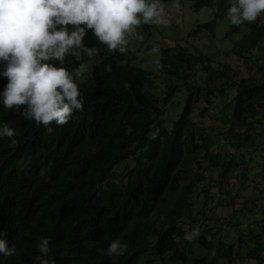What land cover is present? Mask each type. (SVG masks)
Here are the masks:
<instances>
[{
	"label": "trees",
	"instance_id": "trees-1",
	"mask_svg": "<svg viewBox=\"0 0 264 264\" xmlns=\"http://www.w3.org/2000/svg\"><path fill=\"white\" fill-rule=\"evenodd\" d=\"M213 4L215 16L228 20L226 0H195L194 7ZM263 17L264 13L239 26L229 23V33L244 27L232 46L237 57L264 47ZM83 43L95 45L98 52L92 57L82 54L80 61L66 56L63 67L70 73L79 63L97 62L86 81L74 80L84 104L67 123L37 126L21 115V108L0 105V122L15 130L16 141L0 138V230L6 231L16 248L14 255L0 257V264H37L35 245L41 237L49 239L55 264H138L140 259L141 264H187L194 242L184 239L180 219L193 187L181 183L177 166H188L184 152H192L198 147L196 138L205 136L190 116L200 102L204 108L198 113L206 110L212 93L208 82L204 86L189 82V75L198 64L208 70L209 58L180 44L160 49L156 70L187 90L182 110L168 126L164 102L173 94L164 98L152 94L155 80L150 71L125 60L120 52H109L90 30ZM5 83L6 78L0 77V87ZM233 85L232 125L250 126L248 117L257 116V106L264 100V81L242 79ZM155 128L157 138L149 139L147 133ZM235 165L228 161L229 167ZM258 235L255 245L261 250L259 239L264 240V232ZM113 239L127 243L123 255H105ZM198 241L212 248L203 237ZM247 255L257 258L258 254L249 250ZM207 259L196 257L192 264L217 263L216 258Z\"/></svg>",
	"mask_w": 264,
	"mask_h": 264
},
{
	"label": "rangeland",
	"instance_id": "rangeland-1",
	"mask_svg": "<svg viewBox=\"0 0 264 264\" xmlns=\"http://www.w3.org/2000/svg\"><path fill=\"white\" fill-rule=\"evenodd\" d=\"M169 3L165 4L169 23L165 26L145 24L146 29L141 24L136 32L143 39L129 37L122 54L125 60L153 74L152 94L160 98L173 94L164 102L168 126L173 125L182 110L187 90L175 78L156 70L160 49L180 44L189 52L203 53L209 58L208 70L205 64H198L189 75V82L195 80L201 86L208 82L212 93V102L206 110L198 113L204 108V102H200L193 107L190 116L205 136L196 138L198 147L192 152H184L188 166H177L181 183H192L193 187L180 223L185 231L197 227L200 233L193 240L194 254L187 264H192L193 258L204 256L208 261L216 258V264H256V258L248 259L249 250L260 254L258 264H264V240L261 250L254 242V237L264 232V100L257 106V116L248 117L250 126L232 125L231 115L236 94L235 85L231 84L242 79L264 81V47L256 46L244 58H239L232 46L241 37L244 27L240 32L229 33L228 20L215 16V4L194 7L195 0H180L181 7L177 10L168 8ZM261 21L264 23V17ZM153 46L158 52L152 51ZM96 62V59L85 62L86 71L80 76H76L74 70L70 74L76 82H84ZM208 77L210 81L206 80ZM253 118L258 121L254 122ZM228 161L236 165L229 167ZM223 172L226 173L224 178ZM199 237L212 243V248L208 250L200 244ZM244 237L252 238V244H241ZM141 263L142 259L138 264ZM166 264L182 263L166 261Z\"/></svg>",
	"mask_w": 264,
	"mask_h": 264
},
{
	"label": "clouds",
	"instance_id": "clouds-1",
	"mask_svg": "<svg viewBox=\"0 0 264 264\" xmlns=\"http://www.w3.org/2000/svg\"><path fill=\"white\" fill-rule=\"evenodd\" d=\"M228 23L239 26L252 23L264 13V0H226ZM163 0H0V105L5 109L21 108V115L37 126H57L69 121L74 111L82 110V96L73 76L63 67L65 57L80 61L94 56L95 45L83 43L90 30L98 44L109 52H125L129 37L143 39L136 29L141 24L165 26L169 18ZM170 9H180V0H170ZM153 52L158 48L153 46ZM56 62V63H53ZM158 66V65H157ZM79 63L76 76L86 71ZM159 129H151L149 139L157 138ZM15 130L0 122V138L15 144ZM42 171V170H41ZM199 229L186 231L188 242L199 236ZM37 264H55L49 255V239L39 238L35 245ZM127 243L111 240L104 253L120 256ZM7 233L0 230V257L15 254Z\"/></svg>",
	"mask_w": 264,
	"mask_h": 264
},
{
	"label": "crops",
	"instance_id": "crops-1",
	"mask_svg": "<svg viewBox=\"0 0 264 264\" xmlns=\"http://www.w3.org/2000/svg\"><path fill=\"white\" fill-rule=\"evenodd\" d=\"M262 183H264V181H262ZM248 236H250V235H248ZM256 236V235H255ZM254 237V236H253ZM257 239H258V237H254V242L255 241H257ZM253 239L252 238H246V237H244V239H243V241H242V243L241 244H245V245H251L252 244V241ZM259 241H262V246H263V240H259ZM264 251V250H263ZM250 257L248 258V259H253L254 257H251L252 255H249ZM257 258L256 259H254V260H256V264H258L259 262H260V260H261V258L259 257L260 256V254H259V256L258 255H255ZM245 258V257H244Z\"/></svg>",
	"mask_w": 264,
	"mask_h": 264
}]
</instances>
